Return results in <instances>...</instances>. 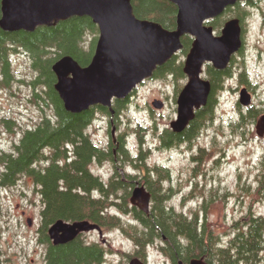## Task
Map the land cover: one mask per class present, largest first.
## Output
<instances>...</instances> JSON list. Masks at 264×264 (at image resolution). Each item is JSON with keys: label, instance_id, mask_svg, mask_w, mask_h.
<instances>
[{"label": "trees", "instance_id": "trees-1", "mask_svg": "<svg viewBox=\"0 0 264 264\" xmlns=\"http://www.w3.org/2000/svg\"><path fill=\"white\" fill-rule=\"evenodd\" d=\"M131 2L136 17L156 21L169 30L175 28L177 10L169 1ZM257 2L258 0L238 2L226 8L222 15L210 20L208 24L219 32L228 18L237 17L244 33L245 19L250 14L248 8L257 5ZM262 3L259 10L264 23V0ZM224 14H227L225 18ZM87 35L90 36L88 42ZM97 37V25L87 16L70 17L53 26H39L31 32H9L0 28V84L7 86L13 79L9 57L21 50L28 53L31 66L37 73L29 81L32 89L30 101L39 106L41 111L35 125L23 129L19 139L14 142L12 151H0V195L3 189L13 186L21 176L32 178L42 204L38 240L45 245L46 264H104L107 254L111 252L105 244L87 241L83 234L65 244L53 245L47 230L58 219L68 222L86 219L97 223L101 228L120 229L134 244L133 253L124 255L128 260L138 258L145 262L147 247L154 245L165 256L167 264H188L193 258H201L208 264H264V215L251 214L240 223L235 222L228 241L222 242L220 235L203 222L206 202L201 208L190 210L188 214L168 205L169 188L165 187L168 170L163 166L153 165L156 174L167 179H157L145 188L150 194L147 212L131 203L134 189L131 184L119 177L117 181L99 182L88 172L92 156L101 152L94 146L87 128L94 121L96 108L109 116L110 111L108 107L101 105L91 106L78 113L66 111L54 89L56 77L51 66L65 55L71 56L81 66L87 65L94 53ZM191 42L192 38L184 35L181 52L187 53ZM242 53L243 46L238 54ZM176 56L157 67L153 77L169 74L176 82L185 77L183 62H176ZM234 59L235 55L224 70L207 64L206 75L211 84L207 104L195 111L194 119L182 132L173 133L168 129L160 134V148L177 146L182 142L192 143L198 137L214 116L216 93L225 88ZM245 74L243 65L239 82L248 84ZM127 100H113L115 115L126 106ZM47 109L50 111L47 112ZM251 110L249 108V113ZM258 112L260 111L254 110L248 116L254 118ZM241 120L243 119H239L236 124H240ZM2 122L13 132L12 119L2 118ZM124 146L122 142L120 148ZM198 151L204 152V149L200 147ZM71 152L73 155L70 158L68 154ZM111 155L110 151L102 159ZM192 158L200 160L198 156ZM130 162L135 166V159ZM126 179L129 180L130 177ZM258 186L259 189H264L263 174ZM124 215L129 219L122 218Z\"/></svg>", "mask_w": 264, "mask_h": 264}, {"label": "rangeland", "instance_id": "rangeland-1", "mask_svg": "<svg viewBox=\"0 0 264 264\" xmlns=\"http://www.w3.org/2000/svg\"><path fill=\"white\" fill-rule=\"evenodd\" d=\"M260 6H263L262 0L248 8L243 53L235 54L225 88L216 93L214 116L192 143L182 142L171 150L157 147L158 134L176 116V97L187 81L186 76L178 79V83L169 74L145 79L137 85L127 106L120 110L117 124L132 155L138 147L137 130L143 138V147L151 151L147 162L169 168L165 185L169 188L168 205L188 214L206 202L203 222L220 235L222 242L228 241L235 222L240 223L251 214L264 215V189L258 188L259 179L264 175V134L259 136L255 130L256 119L264 113V23ZM89 38L87 35V42ZM176 55V62H183L186 53L180 50ZM9 59L13 79L7 86L0 84V151L5 152L12 151L23 129L34 126L41 113L39 106L30 101L29 81L37 75L30 56L21 50ZM243 65L248 84L239 82ZM206 67L203 76L207 78ZM241 87L251 93L249 106L238 103ZM154 99L163 101L161 109L152 106ZM249 108H252L250 113ZM254 110L260 112L254 118L249 117ZM2 118L12 119L13 132ZM108 119L109 115L94 112L89 132L95 142L104 144L107 140ZM239 119L243 120L236 124ZM200 147L204 152L198 151ZM193 156L200 160H193ZM41 207L37 187L29 176H21L13 186L1 191V264H46L45 245L38 240ZM122 218L129 219L127 215ZM102 234L100 237L97 231H91L83 238L105 244L111 250L104 264H126L125 253L132 254L135 250L132 240L118 228L102 227ZM146 262L167 264L165 256L154 245L147 247Z\"/></svg>", "mask_w": 264, "mask_h": 264}, {"label": "water", "instance_id": "water-1", "mask_svg": "<svg viewBox=\"0 0 264 264\" xmlns=\"http://www.w3.org/2000/svg\"><path fill=\"white\" fill-rule=\"evenodd\" d=\"M176 7V25L166 29L160 23L136 17L131 0H0V28L4 31H34L39 26H53L70 17H89L98 28V37L90 62L81 66L69 55L53 62L54 89L66 111L78 113L91 106L108 107L114 115L113 100L125 99L137 85L150 78L183 47L182 38H192L183 61L187 78L176 97V117L170 122L174 132L183 131L205 106L211 92L210 81L203 76L204 67L224 70L243 46V29L237 17L228 18L218 33L210 20L220 16L238 2L252 0H167ZM238 103L251 104L246 87L239 90ZM152 106L163 107L154 99ZM259 136L264 134V113L255 123ZM130 201L147 212L150 194L143 186L134 187ZM101 227L92 221L58 219L48 230L53 245L65 244L81 233ZM126 264H146L131 258ZM188 264H208L193 258Z\"/></svg>", "mask_w": 264, "mask_h": 264}, {"label": "flooded vegetation", "instance_id": "flooded-vegetation-1", "mask_svg": "<svg viewBox=\"0 0 264 264\" xmlns=\"http://www.w3.org/2000/svg\"><path fill=\"white\" fill-rule=\"evenodd\" d=\"M134 92L135 90L132 92V94ZM131 96L129 95L128 97H126L128 99L126 102V106H127L128 101L131 99ZM149 109L151 108L149 107ZM95 110H97V108ZM118 118H120V115L118 113L117 115L114 114L112 118L111 116H109V119H108L109 126L107 129L108 138L104 144L95 142L91 138L93 140L94 146L101 153H97L92 156L90 162L88 163V168H87L88 172L91 173L92 176L95 177L97 181L99 182L109 183L111 181H117L119 177V179H122L125 182L131 184L133 187L143 186L144 188L151 185L152 184L151 182H154L157 179H161V181L166 180L167 178L169 179V168L165 167L164 165H161L165 169L168 170V177L167 178L159 177L156 174L155 167H153V165L147 162L151 151L148 148L143 147L144 145L143 138L141 137V134L137 132L136 134L138 136L137 137L138 147L135 150V153L133 155L131 154L129 148L126 145L127 139L124 137V134L120 132L119 126L117 125L118 120H119ZM168 129H170L173 133H177V132H174L169 126V127L164 128L161 131V133L158 134V139H159V135L164 133ZM122 142H124L125 146L120 148V144ZM157 147L159 149H168V150H171L172 148V147H169V148L161 147L160 148L159 140H158ZM67 149L69 150V148ZM110 151L112 152V155L110 157L102 159L103 155L105 156L108 155ZM72 155H73L72 152L68 154L70 158L72 157ZM132 159H135V166L130 162ZM139 159H142V161H139ZM127 166H131L132 169L128 170ZM103 168L105 171H103ZM126 177H130V179L128 180L126 179ZM97 195L98 197L100 196V194H97ZM135 206L137 205L135 204ZM82 236H84V234Z\"/></svg>", "mask_w": 264, "mask_h": 264}]
</instances>
